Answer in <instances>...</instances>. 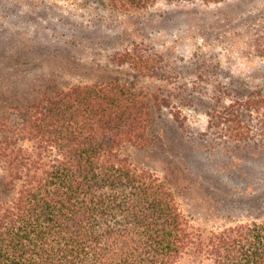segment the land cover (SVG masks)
I'll return each instance as SVG.
<instances>
[{
  "label": "trees",
  "instance_id": "trees-1",
  "mask_svg": "<svg viewBox=\"0 0 264 264\" xmlns=\"http://www.w3.org/2000/svg\"><path fill=\"white\" fill-rule=\"evenodd\" d=\"M65 1L128 15L163 0ZM105 19L98 17L94 32L106 30L100 26ZM3 31L0 62L7 67L11 53L27 60L41 56V68L73 55L47 41L18 47ZM56 48H64L61 57L54 56ZM102 48L118 72L137 81L167 68L159 51L138 40L119 46L108 41ZM62 68H46L23 96L16 90L0 95V264H264V214L247 221L227 216L215 227L198 223L179 199L190 189L189 174L173 163L160 171L141 165L131 152L165 139L154 117L163 104L169 107L171 95L163 98L159 89L138 86L123 74L77 79ZM0 72L2 83L8 71ZM218 105L208 113L220 134L229 132L236 141L259 134L264 143V93ZM214 179L219 185L224 178ZM225 197L199 206L212 216L232 203Z\"/></svg>",
  "mask_w": 264,
  "mask_h": 264
},
{
  "label": "rangeland",
  "instance_id": "rangeland-1",
  "mask_svg": "<svg viewBox=\"0 0 264 264\" xmlns=\"http://www.w3.org/2000/svg\"><path fill=\"white\" fill-rule=\"evenodd\" d=\"M98 7L97 3L85 7L80 1L0 0V31L4 30L6 40L15 39L18 47L38 40L72 49L73 55L46 66L48 70L63 64L77 79L123 74L138 86L159 89L163 98L171 95L169 107L163 104L154 117V127L165 128V139L155 140L151 150L130 149L136 159L141 165L149 162L147 165L157 171L173 163L188 173L189 193L179 191L180 202L207 227L224 224L227 216L233 221H247L263 215L264 195L258 198V194L264 193V143L259 132H253L258 135L248 141H236L231 133L217 131L220 128L208 110L220 103L230 104L239 96L264 93V0L216 4L163 0L128 15L104 14ZM101 15L106 17L101 29L106 27L102 31L109 38L104 32L98 31L99 35L93 31ZM73 27L75 30H70ZM70 31L73 36H66ZM133 40L159 51L167 68L139 81L133 74L118 72L103 56L102 46L108 41L119 46ZM54 50L58 57L65 51ZM16 54L11 53L8 67L0 62V68L4 65L1 70L8 71L1 79L0 95L16 90V95L23 96L24 87L37 82L47 70L41 68V56L27 60ZM13 74L17 81H13ZM219 174L224 179L218 185L214 178ZM218 195L227 196L232 203L226 209H216L211 214L218 218H212L199 203L207 206Z\"/></svg>",
  "mask_w": 264,
  "mask_h": 264
}]
</instances>
